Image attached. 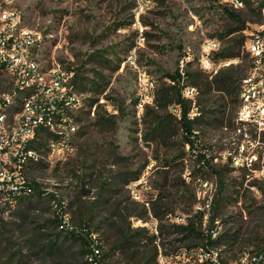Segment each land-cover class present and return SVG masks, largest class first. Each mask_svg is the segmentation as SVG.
<instances>
[{"label": "rangeland", "instance_id": "1", "mask_svg": "<svg viewBox=\"0 0 264 264\" xmlns=\"http://www.w3.org/2000/svg\"><path fill=\"white\" fill-rule=\"evenodd\" d=\"M247 4L238 10L247 28L236 34L237 39L264 31V12L259 14L255 10L253 0ZM0 5L16 8L22 26L41 34L39 60L77 70L85 79L84 90H75L80 120L71 150L49 153L23 171L25 183H33L42 194L30 195L21 203L0 194V261L5 258L3 248L7 242L19 249L26 238L55 231L53 220L57 214L63 227L79 229L81 216L100 193L107 201L97 203L92 228L99 218L113 214L115 205L132 207V201L142 204L153 200L157 189L164 185L169 190L167 202L172 212L164 216L163 225L185 223L186 215L181 209L190 208L193 214L211 192L209 187L201 189L200 181L217 182L210 171L199 167V154L204 155L209 166L224 170L227 196L215 229L218 233L244 232L232 245L233 253L223 255L237 257L255 250L254 246L261 247L264 179L255 170L232 166L230 159L245 148L241 156L255 154L259 161L264 160V133L258 135L253 123L237 120L239 103L229 106L221 94H214L205 109L204 123L195 128L198 139L192 149L181 144L173 119L169 135L162 139L154 141L148 130L156 89H164L168 84L166 73L176 68L180 72L201 71L199 58L206 42L216 41L219 49L227 45L228 37L224 34L230 21L223 8H234L222 0H15L11 4L0 0ZM240 54L245 57L242 62L230 60L220 68H232L235 78L240 69L242 75L251 77L250 58L245 49ZM182 82L186 84V75ZM198 91L195 88V95ZM185 93L184 90V97ZM169 112L177 115L170 108L161 113ZM196 112L195 107L190 115ZM99 114L112 115V123L101 121ZM253 168H258V163ZM138 171L139 178L123 187L124 177ZM121 185L123 190L119 189ZM182 189L188 190V197H181ZM196 195L200 196L199 201ZM131 224L156 235L158 222L149 213L143 221L132 219ZM254 226L260 236L246 237L245 230ZM172 238H161L164 245L159 247V253L179 254L178 244H173ZM249 241L252 246L247 244ZM139 244L141 250L148 249L145 241ZM30 252L22 248V255L10 264H42L39 256ZM168 261L180 264L176 256ZM104 263L129 264L118 253L111 254ZM157 264H161L160 260Z\"/></svg>", "mask_w": 264, "mask_h": 264}, {"label": "trees", "instance_id": "2", "mask_svg": "<svg viewBox=\"0 0 264 264\" xmlns=\"http://www.w3.org/2000/svg\"><path fill=\"white\" fill-rule=\"evenodd\" d=\"M244 1L245 5H248V0ZM251 10L253 11V9ZM255 10H257L259 14L264 12V0L258 3ZM223 11L227 20L230 21V25L224 34V36L228 37V41L226 42L227 45L225 47L218 49L213 53L212 60L216 64H223L235 59H241L242 62L245 57H241L240 53L242 52L247 37L241 35V38L237 39L236 34H242L243 31L246 30V20L244 19L242 12L236 9H228L224 7ZM232 25L234 27H232ZM246 56H248V54ZM249 61L251 62V60ZM188 64L189 62L186 63V65ZM240 66L241 65H239L238 68H240ZM200 70L201 71L195 73H190L187 70L180 72L179 69L176 68L172 73H166L165 78L168 80L166 88L160 89L158 87L153 98L152 108L154 109L151 111L153 116L151 117L148 130L149 135L154 141H157V138L162 139V137L169 135L168 132L172 129L173 119L177 124L176 128L178 136L181 139V144L184 147L188 146L192 149L198 139V135L195 133V128L199 126V124L204 123L203 118L207 115L205 109L212 103L214 94H221L222 99L225 100L227 102L226 104H229V106H234L239 103V83L242 79L246 78V75L241 74V69L237 78H235V73L232 72V68H219L214 75L203 71L201 68ZM72 71V87L74 90L82 92L85 86V79L77 70ZM182 73H184L183 75H186V84L182 82ZM187 87H193L199 90L194 100L184 97L183 91ZM195 107L197 112L194 116H191L190 112ZM168 108L174 110L177 115L172 112H169L166 115L161 113L164 111L166 112V109ZM99 116L101 121L112 123V115L107 116L99 114ZM77 120H80L79 117ZM39 146L41 147L42 144L39 143ZM198 162L200 163L199 167L201 170L207 169L217 180L216 191L207 211L205 227H203V224L206 210L198 209L191 214L193 211L190 208L187 210L181 209L186 215L185 223L163 225L162 220L164 219V216L169 215L172 212L169 209V204L167 202V200H169V195L167 194L169 190L166 189L164 185L162 188L157 189L155 199L153 200H147L142 204L132 201V205H130L132 207L128 206L129 208L126 206L120 207L119 204L115 205L113 214L102 216L99 218V221L95 223V227L92 228L93 223L97 218L95 216V209L98 206L97 203L101 200L105 202L107 201L103 194L100 193L97 200L91 202L89 207H87V211L81 216L79 229L69 227L59 228L63 225L61 217L57 214L56 218L53 220L56 223L55 231L44 234L39 233L38 237L26 238L23 246L19 249H14L11 243L7 242V244H5L6 247L3 248L5 258H2L4 260L0 261V264H10L16 256L22 255V248L30 250L31 255L39 256L38 258L42 264H105V259L114 253H118L119 256H122V258L127 260L129 264H157L159 247H163L164 245L160 243V240L164 235L166 237L173 236L171 242L173 244H178L177 248L178 250L180 249L179 251L184 248L206 249V245L217 249L222 246H229L230 249L220 251V255L224 257L222 264H228L227 258L231 257L224 256L223 252H228L230 254L233 253L234 249L232 248V245L237 242L244 232L241 235L240 230L232 233L231 231L220 232L214 238L206 232V229L215 228V222L222 217L221 209L227 195L223 181L224 170L209 166L208 161H206L204 155L201 154L198 155ZM139 174L140 171L129 178L124 177L122 183L123 187L130 182L137 180L140 176ZM119 189L123 190L122 185ZM102 190L104 192L105 190L107 192L109 191V189L104 188H102ZM180 192L182 198L188 197V190L186 191L182 189ZM33 194L40 196L42 191H39V189L30 182L25 184L20 193H3L5 197L19 203L25 201ZM59 210H61V206H59ZM148 213L158 222L156 235L153 233L149 234L148 230L144 227H132V219H140L143 221ZM39 228L40 227L36 229ZM245 235L246 237H251V239H256L260 236V233L254 226L250 229L247 228L245 230ZM142 241L146 242L144 246L148 247L147 250L140 249L139 243ZM261 243L260 248L254 246L255 250H251L249 253L257 252L264 247V240H262ZM183 244L185 247H182ZM247 244L252 246L253 243L249 241ZM1 246L2 242L0 241V250H2ZM234 256L235 255H232V258Z\"/></svg>", "mask_w": 264, "mask_h": 264}, {"label": "built area", "instance_id": "3", "mask_svg": "<svg viewBox=\"0 0 264 264\" xmlns=\"http://www.w3.org/2000/svg\"><path fill=\"white\" fill-rule=\"evenodd\" d=\"M13 1L3 0V3L11 4ZM222 1L236 10L245 7L244 0ZM260 1L253 0V3L258 5ZM41 42L39 32L22 26L21 15L16 8H2L0 5L1 195L20 193L26 184L23 171L49 153L64 154L71 150L73 136L78 132L77 110L80 111V104L72 87L73 71L57 62L39 60ZM204 48L199 58L203 71L215 74L220 66L229 63L216 64L212 60L213 53L219 49L216 41L206 42ZM243 49L251 60L252 75L241 81L237 120L253 123L260 135L264 133V31L251 33ZM258 71L262 73L253 80L252 76L254 78ZM184 90L185 96L194 100L195 88ZM243 149L239 156L231 157L232 166L255 170L264 179V160L259 161L255 154L241 156ZM256 163L258 168H253ZM206 187L211 192L204 205L196 209L206 210L204 227L217 185L206 179L200 181V188ZM196 199L199 201L200 196L196 195ZM206 232L212 238L218 234L215 228L206 229ZM205 248H184L176 255L159 253L157 261L171 264L168 258L171 260L176 256L180 264H222L224 257L220 255V249L207 245ZM227 261L228 264H264V247L257 252H244L227 258Z\"/></svg>", "mask_w": 264, "mask_h": 264}]
</instances>
